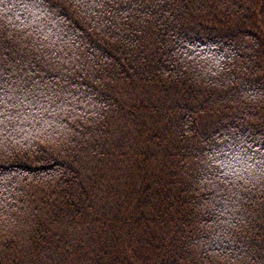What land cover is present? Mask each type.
I'll use <instances>...</instances> for the list:
<instances>
[{
  "label": "trees",
  "instance_id": "1",
  "mask_svg": "<svg viewBox=\"0 0 264 264\" xmlns=\"http://www.w3.org/2000/svg\"><path fill=\"white\" fill-rule=\"evenodd\" d=\"M0 264H264V0H0Z\"/></svg>",
  "mask_w": 264,
  "mask_h": 264
}]
</instances>
